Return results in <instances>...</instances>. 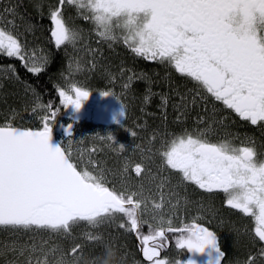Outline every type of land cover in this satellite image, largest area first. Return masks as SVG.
Returning <instances> with one entry per match:
<instances>
[{
	"label": "snow or ice",
	"instance_id": "obj_1",
	"mask_svg": "<svg viewBox=\"0 0 264 264\" xmlns=\"http://www.w3.org/2000/svg\"><path fill=\"white\" fill-rule=\"evenodd\" d=\"M66 4L94 24L101 41L122 39L136 56L164 63L193 81L191 100L180 95L177 107L211 98L250 125L264 126V0H55L48 18L57 48H75L82 39L81 30L66 22ZM4 11L15 15L14 9ZM10 26L12 21L0 26V55L18 59L30 73L44 72L48 57L37 56L35 50L29 54ZM86 51L94 57L97 50ZM96 66L95 59L88 61L89 71ZM83 70L79 59L70 60L66 85L56 87L59 106L42 103L33 90L32 111L42 113L39 127L16 126L11 120L0 123V228L14 235L32 233L28 241L0 246V255L13 254L8 264H81L85 243L75 242L74 229L81 224L96 229L106 223L134 234L143 258L140 264H221L225 251L216 232L196 219L183 227H173L171 218L165 220L167 213L178 210L181 185H194L208 195L223 192L226 206L254 217L252 242L261 247L243 264H257L258 258L264 264V159L254 143L237 148L227 137L213 141L212 125L200 116L198 122L205 127L185 129L164 140L156 153L160 160L156 171L150 167L151 155L139 162L125 159L110 180L99 162L90 159L82 167L73 152L54 138L61 107L78 120L82 102L90 96L72 80L75 72ZM7 71L16 74L12 65ZM129 83L123 87L127 89ZM99 96L118 100L111 91ZM162 104L167 105V97ZM120 117H126L123 103L111 120L120 124ZM60 127L65 137L73 136V123ZM130 134L138 135L134 130ZM99 139L113 152L125 150L111 133ZM137 147L141 153L153 152L150 147ZM173 175L176 184L171 183ZM44 233L72 238L73 244L65 250L50 243ZM167 233H179L175 247L186 250L187 259L162 256ZM83 240L102 243V237L91 231L83 234ZM103 246L105 259L93 258L85 264H124L123 257L114 259L110 243ZM197 256L204 257L203 262Z\"/></svg>",
	"mask_w": 264,
	"mask_h": 264
},
{
	"label": "flooded vegetation",
	"instance_id": "obj_2",
	"mask_svg": "<svg viewBox=\"0 0 264 264\" xmlns=\"http://www.w3.org/2000/svg\"><path fill=\"white\" fill-rule=\"evenodd\" d=\"M138 60L140 62L143 61L145 65L155 66L158 73H164L167 77L172 78V85L178 86L179 90L177 92L173 93L171 91L172 93L170 94L169 92V95L166 96V106L162 104L163 97L160 96L159 90L152 91L147 94L145 82H130L127 89L123 87L124 84H112L110 85L111 88H104L101 85L97 87L98 92L111 91L115 94L118 100L111 98L102 99L100 96L93 94V89L88 90L90 96L87 100L82 102L79 119L72 120V114L66 110L59 115L60 118L58 121V127L61 124L73 123V131L80 133L82 141L94 142L98 145V149L103 148V150L109 152L110 147H102L105 143L98 138L99 135L106 136L111 133L115 137L116 144L118 145L121 130L125 128L128 131L134 130L136 132H140L142 129L139 128V125H142L143 120H146L147 116L148 118H158L159 115L167 117L168 119L171 117L185 118L184 122L178 123L177 129L179 131L175 134H179L185 129L191 131L197 128L205 127L204 123L198 122V117L203 116L208 123L212 125L210 139L217 141L227 137L231 139L233 145L237 148L253 146L254 143V146L259 154V158L264 159V126L250 125V123L241 120L235 113L226 109L221 103L216 102L211 98H208L206 101L198 99V102L195 105L188 104L185 110H183L185 111L184 115H181L180 112H177V115H175V111L177 110H175L174 105L178 101L180 102V95L187 96L190 101L192 94L194 93L190 94L189 90L195 89V83L189 78L176 73L173 68L164 63H160L158 61H148L142 57H139ZM166 83L171 85L170 80L166 81ZM159 87L160 86H157V89H160ZM145 97H148L147 101H145ZM118 101L119 103H123L126 108V117L119 118L121 122H124L123 125L116 124L111 120L112 112L118 110ZM105 105H107L106 111L103 110ZM179 109H181V106L178 107V110ZM127 114L130 116L128 117L126 124L124 120H127ZM142 115L144 117H141ZM39 125L40 123L37 126ZM156 127H158V125H156ZM61 130V127L58 128L57 133ZM156 132L154 133V140L157 141L156 138L159 136V133L157 134ZM88 135H90V137ZM60 142L62 143L63 141L60 140ZM126 145L128 147V144ZM138 157H141V155ZM127 159H131L133 162L135 161V157L130 155ZM84 166H87V164L82 165V167ZM108 172V178L110 180L113 179L111 175L112 171ZM185 193L186 196L193 202H196V204H201L203 207H207L208 211H204L199 207L194 208L195 204H193L191 210L189 209L183 213L184 216L182 214H179L178 216L175 215L177 216V220H180H178L175 224H172L173 227H183L196 219L197 222L204 224L216 232L221 249L225 251V256L222 257L221 264H243L249 254L255 255L257 253L261 245L259 242L255 244L252 242L254 235L252 229L255 227L254 217L245 215L237 209H232L226 206L224 204L225 197L223 192L208 195L203 193L194 185H186ZM231 225L237 228H235L237 230L236 234L231 233ZM143 231L147 233V227H145ZM176 234L179 233H167L168 244L165 248H163L164 250H167L169 247L173 248L174 245H172L171 239L176 236ZM133 240L136 241L138 246V241L135 236H133ZM239 243L242 245L246 244L248 250L245 255L243 253H239V251H235V249L233 250V247L238 246ZM187 256L182 257L187 259ZM179 257H181V255L177 254L173 258L180 259ZM197 259L203 262L204 257L197 256ZM260 263H262V261L258 258L257 264Z\"/></svg>",
	"mask_w": 264,
	"mask_h": 264
},
{
	"label": "rangeland",
	"instance_id": "obj_3",
	"mask_svg": "<svg viewBox=\"0 0 264 264\" xmlns=\"http://www.w3.org/2000/svg\"><path fill=\"white\" fill-rule=\"evenodd\" d=\"M54 3L55 0H36L34 8H36V10L39 12L43 11L48 16L49 9ZM6 8L14 9L15 15H13L12 12L6 13L4 11ZM16 12V7L13 5L12 1L0 0V17L3 18L0 19V26H2L7 21H12L14 26H10L11 31L15 32L18 35L20 41L26 44L29 54L35 50V54L37 56L45 55L49 60V50L38 42V40L41 38L38 35H35V27L24 21L23 16ZM64 17L70 27L81 30L82 39L76 44L75 48H73L71 45H68L67 47H60V51L64 55V64L63 68L58 72L59 79L57 80V85H66L64 77L68 74V65L72 59H79L84 65V70L81 72H75L72 80L79 83L86 90L93 89V94L97 96H99L100 93L98 92L97 87L101 85L104 88H111L110 85L112 84H125L126 82L129 83L128 78L130 76L133 77L131 82H145L148 84L154 80L153 78L158 76V71L155 66H149L147 64L145 65L143 61L140 62L138 60L139 57L132 53L128 47L124 45L122 39L110 42L101 41L96 34L94 24L91 21H85L73 6L67 4L64 6ZM42 42L46 44L44 39ZM109 44H111V47ZM87 48L97 50L94 54V57L87 54ZM92 59H95L97 66L94 71H89L88 61ZM126 61L130 62L131 65H124ZM121 69L124 71L122 72ZM113 77L114 79H111ZM9 88H15V90H18L20 97H23L24 100L22 101V104L19 105V107H9L8 109L0 110L2 119L0 123L5 122L6 120H11L16 126L36 127L40 123L39 116L42 115V113L39 111L34 113L32 111L33 90L29 88L27 84L21 82L15 75L8 72L6 67H1L0 102L3 100L2 97L4 91ZM178 104L179 101L174 105L175 110H178ZM129 116L130 115L127 114V120H124L126 124ZM155 119L157 118H146L142 125H139V128L142 130L137 132L138 135L136 137H133L130 134V131L126 130L125 128L121 130L118 141L119 144L122 143L125 145V150L122 153L113 152L111 148L109 152L103 150V148L98 149V145H96L94 142L82 141L80 138V133L75 131H73L72 137H65L62 130L57 133V136L59 140L63 141L62 143L65 145V147L69 148L73 152L74 158L81 163V166L88 164L90 159H95L106 171L114 172L122 167L124 160L127 159L129 155L135 157L134 162H139L142 156L151 155L152 162L150 163V167H152L153 171H156L157 166L160 163L159 156L156 155L157 151L163 147L164 140L166 138L179 131L177 129L178 123L184 122L185 118L178 119L173 117L168 119L167 117H164L162 122L159 121L162 123V125L159 124ZM120 124L123 125L124 122H121ZM155 124L159 125L161 130H157V132L156 130H152V127L155 126ZM155 132L157 134L159 133V136L156 138L157 141L152 139V137L155 136ZM88 136L90 137V135ZM101 136L103 135H99L98 138ZM126 144H128V147ZM138 145L145 149L150 147L153 149V152L141 153L140 149L137 147ZM104 146L107 145L103 144L102 147ZM93 147H95L97 151L91 153L90 149ZM139 155H141V157H138ZM171 183H177V179L174 175L171 177ZM185 190L186 185H181L177 189L181 197V203L178 207V210L170 211L165 215V220L167 221L169 218H171L172 224H175L178 220H180H177V216L179 214L183 215V213L189 209L191 210L193 204H195L194 208L199 207L204 211H208L207 207H203L201 204L198 205L196 202H193L191 199H189L186 196ZM175 202L176 201L173 200V203ZM235 228L236 227L234 226L230 228L231 233L236 234L237 228ZM0 231H3V229L0 228ZM5 232L11 234L9 230H6ZM102 243H104V241ZM178 254L181 255V257H179L180 259H184L182 254ZM81 264H85V262L82 263L81 261Z\"/></svg>",
	"mask_w": 264,
	"mask_h": 264
},
{
	"label": "trees",
	"instance_id": "obj_4",
	"mask_svg": "<svg viewBox=\"0 0 264 264\" xmlns=\"http://www.w3.org/2000/svg\"><path fill=\"white\" fill-rule=\"evenodd\" d=\"M10 1H12L13 5H15L17 10L16 13L22 15L24 21L35 27L34 29L36 33L35 35L36 36L38 35L41 38L40 40H38V42L44 47L48 48L49 50V60H48L49 63L44 72L39 74H33L27 71V69L23 66L22 62L19 61L18 59L9 58L7 56L0 55V68L1 67L7 68V66L9 65L14 66L16 73L15 76L21 82L27 84L29 88L35 90V93L40 96V99H42V103L47 104L51 102L52 104H56L59 106V98L56 92V87H57L56 84H57V80L59 79L58 72L63 68L64 55L60 51V48H57L55 46L54 42L50 37V28H51L50 20L46 15V13H44L43 11L39 12L38 10H36V8H34L36 0H10ZM43 39L46 44L42 42ZM124 65L129 66L131 64L130 62L126 61ZM153 79L154 80L152 82H149L148 84L145 85L147 94H149L152 91L159 90L160 96L164 98L169 95V92L171 94L172 92L175 93L179 90L177 85H172L173 83L172 78L167 77L166 75H164V73H158V76ZM169 80L171 85H168L166 83V81ZM157 86H160L159 87L160 89H157ZM2 98L3 100H1L0 102V110L2 109L5 110L8 109L9 107L12 108L19 107V105L22 104V101L24 100L23 97H20L19 91L15 90V88H9L5 90ZM183 110H185V107L181 105V109L177 110V112H180L181 115L182 114L184 115L185 111ZM65 111L66 109H63L61 107L60 112L57 116V124H56L57 128L55 127L54 132H57L58 128L60 127V126L58 127L60 113H63ZM177 112L175 111V115H177ZM141 117L144 116L142 115ZM163 118L164 117L162 115H159V117L155 120H157L158 123L162 125V123H160L159 121L162 122ZM1 120L2 119L0 115V121ZM157 124H155V126L152 127V130H156V131L161 130L159 125L158 127H156ZM5 231H6L5 229H3V231H0V246H3L5 243H8L12 240H19L21 242L28 241L30 239V236L32 235V233H23V232L14 235L12 233L11 234L6 233ZM89 231L93 232L96 235L101 236L102 242L104 241V243L85 242L83 240V234ZM43 235L44 238L49 239L50 243L59 244L65 250L70 249V247L73 244L72 238L69 237H63V236L57 237L55 235L49 236L47 233H44ZM73 236L76 238L75 242L85 243V247L82 253L83 255L82 263L93 258H97L99 261L102 262L106 256L103 245L109 243L113 247V251L115 253L114 259L116 261H118L121 257H123L124 264H132V263L140 264V262L143 259L140 251L138 250L136 241L133 240L132 234L117 229L114 224L106 223L104 225L99 226L96 229H90L86 225L81 224L74 229ZM175 239L176 236H174L171 239L174 244H175ZM234 249L235 251H239V253L241 254L243 253L244 255L248 250L246 244L242 245L241 243H239L238 246L233 247V250ZM182 251L186 252V250H182ZM12 259H13L12 253H8L7 255H0V264H8V261Z\"/></svg>",
	"mask_w": 264,
	"mask_h": 264
},
{
	"label": "water",
	"instance_id": "obj_5",
	"mask_svg": "<svg viewBox=\"0 0 264 264\" xmlns=\"http://www.w3.org/2000/svg\"><path fill=\"white\" fill-rule=\"evenodd\" d=\"M54 138H55V136H54ZM56 139V138H55ZM57 140V139H56ZM58 141V140H57Z\"/></svg>",
	"mask_w": 264,
	"mask_h": 264
}]
</instances>
